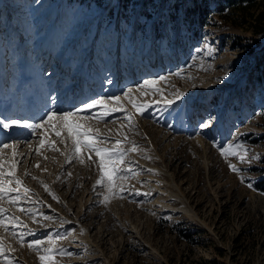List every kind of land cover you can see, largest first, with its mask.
<instances>
[{
    "label": "rangeland",
    "instance_id": "rangeland-1",
    "mask_svg": "<svg viewBox=\"0 0 264 264\" xmlns=\"http://www.w3.org/2000/svg\"><path fill=\"white\" fill-rule=\"evenodd\" d=\"M186 3L0 0V73L6 74L1 95H14L10 79L33 68L47 86L59 90L47 111L76 104L78 95L60 92L81 82L82 91H94L90 97L122 96L132 88L136 103L151 105L140 114L122 97L124 111L112 113L107 123H86L110 138L105 147L124 141V134L128 141L120 147L139 146L120 165L135 162L138 175L121 181L124 191L107 203L106 187L96 185L94 153L82 149L69 162L71 141L61 143L50 130L48 142L55 141L58 151L46 143L34 154L40 132L6 140H21L19 151L28 154L16 175L35 203L21 204L35 208L41 221L0 201L27 225L15 228L24 234V246L0 228L5 245L14 249L6 253L13 264H40L43 253L27 247L33 239L73 253L57 255L56 264H264V29L256 34L251 20L225 12L207 19L196 34L193 21L182 22ZM159 76L167 78L158 85L167 99L183 94L171 108L164 107L159 94L136 91L144 80ZM206 121L211 127H199ZM228 144L246 148L250 162L222 156L220 148ZM5 155L12 159L11 149ZM40 213L52 219L44 221Z\"/></svg>",
    "mask_w": 264,
    "mask_h": 264
},
{
    "label": "snow or ice",
    "instance_id": "snow-or-ice-1",
    "mask_svg": "<svg viewBox=\"0 0 264 264\" xmlns=\"http://www.w3.org/2000/svg\"><path fill=\"white\" fill-rule=\"evenodd\" d=\"M176 76H180V72L174 73ZM166 77L159 76L153 79H146L140 85L137 86L136 91L140 92L142 95L148 93L159 94L164 102L165 108H171L176 101L183 98V94L175 93L174 99H167L164 93L158 85L161 82L166 81ZM108 83H111L109 80ZM133 89L128 88L122 93V96H98L90 97L87 100L81 101L78 105L73 104L68 110H49L46 111L40 118L38 123H30L27 120L15 119L6 116H0V133H12L15 132L17 135H24L28 132L29 135L36 134L40 132L39 136V147L34 150V154H39L40 149L48 144V147L52 150L58 151L54 148L55 141L48 142V136L46 133L49 130L55 134L57 138L60 139L61 143H65V140L71 141V152L68 155V161H72L80 157L81 150L83 149L85 153L95 154L96 160L92 161L97 167L99 172V178L96 180V185L107 189V194L104 195V202L107 203L114 196L119 195L124 191V185L120 183L121 181L134 178L138 175L132 168V164L135 162H130L129 166L126 168L120 167L124 164L125 158L128 156L129 151H139V146L132 142V147L126 150L120 145L124 141H128V137L124 134V141L120 139H115V147L109 148L104 145L111 142L110 138L107 136H101L99 130H93L86 126V123L90 120L95 119L97 122L107 123V117L114 112L124 111V107L121 103L122 97L127 98L132 104V107L140 114L143 111L151 107L150 104L136 103L133 99ZM127 121L128 130L131 131L134 128L133 117L131 113H128L125 117ZM201 128L211 127L210 121L203 122L199 125ZM30 130V132L28 131ZM42 130V131H41ZM66 133V136L64 135ZM67 146V145H66ZM11 149L12 159H8L5 155V150ZM220 153L225 158L229 156H238L241 162H250L246 160L247 149L239 144H228L226 146H221ZM244 153V154H241ZM28 158V154L19 151V141L14 143L0 142V201L7 200L9 205L15 206L18 210L32 218L33 222L41 223L37 220V211L35 208H25L22 206L21 201L29 200L31 195V190L23 185V182L16 175L17 166L22 164V160ZM89 160H92L91 155L88 156ZM84 161L81 160V163ZM36 167H39L37 164ZM232 171L238 172L235 165L229 164ZM29 175V173H25ZM71 175V173H69ZM36 179V177H32ZM15 185L13 187L12 185ZM45 190L48 191V186L43 185ZM249 187L252 185L249 184ZM21 189L23 193L21 194ZM15 193V195H12ZM51 194V193H50ZM138 195L140 193H137ZM53 199H57L53 194ZM35 203L34 201H30ZM44 221L51 220L52 218L39 214ZM27 227L23 225L19 216L8 214L7 209L0 206V228H3L5 232H9L14 238H17L21 246H24V234L17 233L15 228L17 226ZM43 227L44 225L41 224ZM28 235H35V232L29 230ZM49 244L54 243L52 237L48 238ZM45 243L42 239H33L27 244V247L39 253L40 264H56V256H71L73 253L68 252L63 248L54 247H42ZM14 249L7 247L4 243V238L0 237V260L3 264H13L12 259L6 253L13 252Z\"/></svg>",
    "mask_w": 264,
    "mask_h": 264
},
{
    "label": "bare ground",
    "instance_id": "bare-ground-1",
    "mask_svg": "<svg viewBox=\"0 0 264 264\" xmlns=\"http://www.w3.org/2000/svg\"><path fill=\"white\" fill-rule=\"evenodd\" d=\"M1 65V63H0ZM6 66V62L4 64ZM5 68V67H4ZM0 70H3V68H0ZM4 72V70H3ZM0 73V89L4 85H6V82H1L2 76L4 78L6 77V74L3 75ZM32 72V74L30 73ZM35 74V75H34ZM30 75V76H29ZM34 75V76H31ZM14 78H11L10 81L15 80L13 85H16L15 93L14 95H8L3 96L1 94H5L0 92V116H6L11 117L15 119H22V120H28L30 123H38L37 120L43 116V114L48 110V108L53 104L54 98L57 97L59 90L51 89V87L47 86L45 84L44 78L39 75V73H36L34 69L29 68L27 69L24 74L17 73L14 75ZM3 78V79H4ZM11 86V88L13 87ZM72 85V84H69ZM80 84H74L72 86L65 87L67 95L73 93L75 90V93H77V87H79ZM73 88V89H72ZM71 90V91H70ZM55 92L52 97H50L51 93ZM61 93V92H60ZM19 94H21L20 98H18ZM89 94V93H88ZM62 95V94H61ZM87 95V93H86ZM87 97V96H86ZM86 97H79L76 101V104L80 103ZM6 98H10L9 100ZM18 98L17 101H15ZM75 102V100H73ZM72 103V102H71ZM57 104V103H56ZM72 105V104H71ZM20 113L22 114H30V117H25L24 119L20 116ZM30 132V130H28ZM23 136L22 139L29 135L28 132H26L24 135H17L15 132L12 133H0V142H6V140L11 139L12 136ZM36 134H32L31 136H35ZM21 142V140L19 141ZM33 142V141H32ZM13 143V142H12ZM69 221V220H68ZM73 222V221H72ZM75 223V222H74ZM73 223V224H74Z\"/></svg>",
    "mask_w": 264,
    "mask_h": 264
},
{
    "label": "trees",
    "instance_id": "trees-1",
    "mask_svg": "<svg viewBox=\"0 0 264 264\" xmlns=\"http://www.w3.org/2000/svg\"><path fill=\"white\" fill-rule=\"evenodd\" d=\"M176 2L179 0H175ZM182 7V22L189 20L194 23V33L198 29L207 26V19H213L214 15L236 14L242 16L245 22L251 20L256 26L254 32L257 34L264 29V0H186ZM213 2V6H211ZM179 3H177V6ZM193 33V34H194Z\"/></svg>",
    "mask_w": 264,
    "mask_h": 264
}]
</instances>
